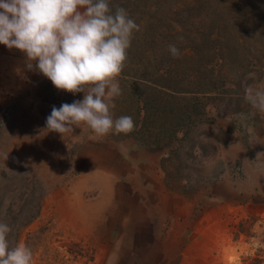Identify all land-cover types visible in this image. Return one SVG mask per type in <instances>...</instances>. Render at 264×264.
Segmentation results:
<instances>
[{
    "label": "rangeland",
    "instance_id": "obj_1",
    "mask_svg": "<svg viewBox=\"0 0 264 264\" xmlns=\"http://www.w3.org/2000/svg\"><path fill=\"white\" fill-rule=\"evenodd\" d=\"M252 74L191 111L196 146L168 160L155 146L167 142L170 121L143 120L120 75L111 111L131 116L133 132L99 137L83 123L50 131L52 107L84 93L56 89L23 52L0 44V222L10 246H28L33 264L264 260V112L245 100L264 67Z\"/></svg>",
    "mask_w": 264,
    "mask_h": 264
},
{
    "label": "trees",
    "instance_id": "obj_2",
    "mask_svg": "<svg viewBox=\"0 0 264 264\" xmlns=\"http://www.w3.org/2000/svg\"><path fill=\"white\" fill-rule=\"evenodd\" d=\"M108 3L113 12L125 8L139 25L120 74L137 99V113H144L143 120L166 115L168 140L155 147L166 150L168 160L180 159L187 155L183 150L196 146L193 112L210 105L205 98L228 91V82H248L249 74L264 67V50L256 48V42L264 40V0ZM170 44L180 50L178 57L169 52ZM263 262L256 258L251 264Z\"/></svg>",
    "mask_w": 264,
    "mask_h": 264
},
{
    "label": "clouds",
    "instance_id": "obj_3",
    "mask_svg": "<svg viewBox=\"0 0 264 264\" xmlns=\"http://www.w3.org/2000/svg\"><path fill=\"white\" fill-rule=\"evenodd\" d=\"M135 31L139 25L127 10L113 12L108 0H0V44L23 52L27 68L42 73L56 89L84 93L82 100L52 107L47 128L61 134L81 123L99 137L135 130L131 116L114 118L111 111L122 95L117 77ZM168 50L180 55L174 44ZM245 100L264 112V82L247 88ZM9 233V225L0 222V264H33L31 249L10 246Z\"/></svg>",
    "mask_w": 264,
    "mask_h": 264
}]
</instances>
